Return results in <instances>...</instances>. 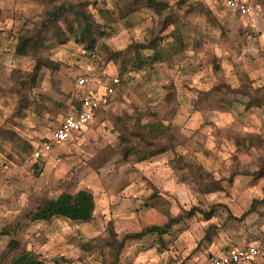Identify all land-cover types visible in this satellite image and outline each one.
Here are the masks:
<instances>
[{"label": "clouds", "instance_id": "clouds-1", "mask_svg": "<svg viewBox=\"0 0 264 264\" xmlns=\"http://www.w3.org/2000/svg\"><path fill=\"white\" fill-rule=\"evenodd\" d=\"M0 130V264H264V0H0Z\"/></svg>", "mask_w": 264, "mask_h": 264}, {"label": "trees", "instance_id": "trees-1", "mask_svg": "<svg viewBox=\"0 0 264 264\" xmlns=\"http://www.w3.org/2000/svg\"><path fill=\"white\" fill-rule=\"evenodd\" d=\"M91 207V203H82L78 208L61 206L59 209H52V211H59L65 215H71L73 219H86L90 215Z\"/></svg>", "mask_w": 264, "mask_h": 264}, {"label": "rangeland", "instance_id": "rangeland-1", "mask_svg": "<svg viewBox=\"0 0 264 264\" xmlns=\"http://www.w3.org/2000/svg\"><path fill=\"white\" fill-rule=\"evenodd\" d=\"M0 135H5V136H7V135H11V133L8 132L7 130H0Z\"/></svg>", "mask_w": 264, "mask_h": 264}]
</instances>
